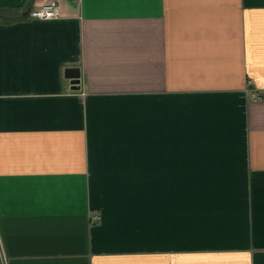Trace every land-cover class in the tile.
I'll use <instances>...</instances> for the list:
<instances>
[{"label":"crops","instance_id":"0c3cea01","mask_svg":"<svg viewBox=\"0 0 264 264\" xmlns=\"http://www.w3.org/2000/svg\"><path fill=\"white\" fill-rule=\"evenodd\" d=\"M55 1L0 19V264H264V0Z\"/></svg>","mask_w":264,"mask_h":264},{"label":"water","instance_id":"95a60500","mask_svg":"<svg viewBox=\"0 0 264 264\" xmlns=\"http://www.w3.org/2000/svg\"><path fill=\"white\" fill-rule=\"evenodd\" d=\"M35 0H29V2L21 9L17 11L13 10H0V19L2 20H18L21 19L24 14L30 11L32 4ZM65 77L70 80L73 91H80L81 74L78 68H69L65 72Z\"/></svg>","mask_w":264,"mask_h":264},{"label":"built area","instance_id":"2783aa9c","mask_svg":"<svg viewBox=\"0 0 264 264\" xmlns=\"http://www.w3.org/2000/svg\"><path fill=\"white\" fill-rule=\"evenodd\" d=\"M30 17L37 20H58L61 18V11L57 1L52 0L38 9L30 11Z\"/></svg>","mask_w":264,"mask_h":264}]
</instances>
